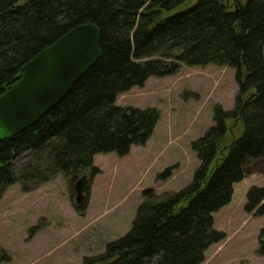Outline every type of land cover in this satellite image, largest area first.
Segmentation results:
<instances>
[{"label": "trees", "instance_id": "16d2710c", "mask_svg": "<svg viewBox=\"0 0 264 264\" xmlns=\"http://www.w3.org/2000/svg\"><path fill=\"white\" fill-rule=\"evenodd\" d=\"M0 0V94L21 68L72 27L99 28L100 56L44 115L0 138V198L19 181L30 190L64 175L92 177L96 153L128 152L158 120L154 107L120 106L116 96L182 64L235 69L233 108H213V124L191 141L199 159L191 181L173 192L144 189L130 229L84 264H201L225 237L212 213L226 204L245 166L264 155V0ZM227 136H229L227 138ZM27 153L16 167L14 160ZM170 174L167 167L161 176ZM83 213L84 204H75ZM246 211L264 217L263 185L247 191ZM264 254V224L258 234Z\"/></svg>", "mask_w": 264, "mask_h": 264}, {"label": "rangeland", "instance_id": "374dc122", "mask_svg": "<svg viewBox=\"0 0 264 264\" xmlns=\"http://www.w3.org/2000/svg\"><path fill=\"white\" fill-rule=\"evenodd\" d=\"M236 92L235 69L210 63L182 64L174 73L150 75L143 85L119 93L117 105L157 109L150 137L122 155L96 153L93 165L99 172L79 175L71 185L57 174L30 190L19 181L6 186L0 198V264H84L85 257L104 252L109 241L130 229L144 189L173 192L191 181L199 165L191 141L213 124L216 104L233 108ZM27 158L23 153L13 162L18 167ZM167 167L170 174L161 176ZM245 169L232 184L230 200L212 213V227L225 237L207 248L201 264H264V254L258 253L264 217L245 209L249 188L263 185L264 155ZM79 178L86 180L83 213L75 209Z\"/></svg>", "mask_w": 264, "mask_h": 264}, {"label": "water", "instance_id": "95a60500", "mask_svg": "<svg viewBox=\"0 0 264 264\" xmlns=\"http://www.w3.org/2000/svg\"><path fill=\"white\" fill-rule=\"evenodd\" d=\"M100 53L99 28L86 22L72 27L34 55L21 68L18 80L0 94V138L20 132L44 115ZM85 184L84 178L74 184L77 205L84 199Z\"/></svg>", "mask_w": 264, "mask_h": 264}]
</instances>
